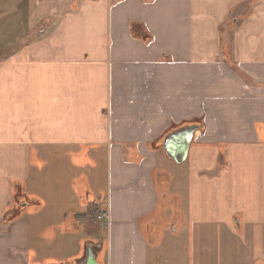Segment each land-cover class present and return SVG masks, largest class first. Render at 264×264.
I'll list each match as a JSON object with an SVG mask.
<instances>
[{
	"label": "crops",
	"instance_id": "1",
	"mask_svg": "<svg viewBox=\"0 0 264 264\" xmlns=\"http://www.w3.org/2000/svg\"><path fill=\"white\" fill-rule=\"evenodd\" d=\"M100 148L103 209L47 191L49 153ZM178 235L186 264H264V0H0V264H159Z\"/></svg>",
	"mask_w": 264,
	"mask_h": 264
},
{
	"label": "rangeland",
	"instance_id": "2",
	"mask_svg": "<svg viewBox=\"0 0 264 264\" xmlns=\"http://www.w3.org/2000/svg\"><path fill=\"white\" fill-rule=\"evenodd\" d=\"M56 154L54 152L48 154V160L41 162L43 166V181L46 185L47 191L52 194H54L55 188L61 190L62 198H64V202L66 203H75L80 205H85L89 203H93L94 209L101 210L104 208L103 205V199L105 197L106 192V162H105V152L104 149L100 148L97 151L93 153L92 162H85L84 159L78 155L76 158H68L65 159L66 163L62 164V167L59 169L55 167V160H58V157L55 156ZM78 159V160H77ZM159 164H158V170L161 171V174L164 175L165 169L164 165L165 161L163 156L160 158ZM83 161V162H82ZM62 162V161H61ZM170 167L175 169V171H182L184 168L183 164L176 165L172 163V161L167 162ZM77 165V166H74ZM82 175L84 176L85 184L84 188H82L83 192H78L74 188L75 179L77 176ZM159 184H158V193L159 197L162 198L164 196V192L162 191V187L164 183L160 184V177L158 178ZM182 184V182H180ZM76 184V183H75ZM60 194V193H59ZM77 197L79 198V201H77ZM30 200H32V197H30ZM172 216L170 220L168 219V225H165V228H162L159 232V238H162V240L166 243V239H169V236L172 235L173 230L177 232L178 226L176 223H173ZM149 238H151L149 236ZM79 241L78 246L82 249L83 247H86V243L84 239H86L85 234L80 231L79 232ZM176 242L175 247L173 251H170L166 253V257H164V261L159 264H186V257H185V251H183V246H185V240L183 239V236L178 235V237L175 239ZM153 243H151L150 248V254H151V260H152V254H154L155 249L152 247ZM176 254V257L174 259V254ZM168 254V255H167ZM72 258L73 256H70L63 261L62 264H74ZM58 260V259H57ZM53 263H59L60 261H52ZM41 264H51V258L49 256H45L44 259H41ZM151 264H156V261L153 258V261Z\"/></svg>",
	"mask_w": 264,
	"mask_h": 264
},
{
	"label": "water",
	"instance_id": "3",
	"mask_svg": "<svg viewBox=\"0 0 264 264\" xmlns=\"http://www.w3.org/2000/svg\"><path fill=\"white\" fill-rule=\"evenodd\" d=\"M192 132L193 130L189 129L184 132V137H176L177 139L165 141L163 144V148L168 157L175 163H182L186 159L189 140L191 139Z\"/></svg>",
	"mask_w": 264,
	"mask_h": 264
},
{
	"label": "trees",
	"instance_id": "4",
	"mask_svg": "<svg viewBox=\"0 0 264 264\" xmlns=\"http://www.w3.org/2000/svg\"><path fill=\"white\" fill-rule=\"evenodd\" d=\"M130 27H131V33L135 37L143 38L145 31L143 30V28L139 24L133 22V23H131Z\"/></svg>",
	"mask_w": 264,
	"mask_h": 264
},
{
	"label": "built area",
	"instance_id": "5",
	"mask_svg": "<svg viewBox=\"0 0 264 264\" xmlns=\"http://www.w3.org/2000/svg\"><path fill=\"white\" fill-rule=\"evenodd\" d=\"M104 216L103 215H100L99 218H103Z\"/></svg>",
	"mask_w": 264,
	"mask_h": 264
}]
</instances>
